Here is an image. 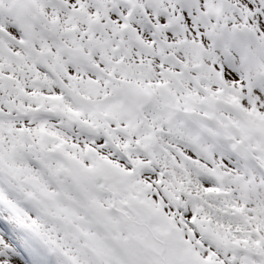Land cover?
Instances as JSON below:
<instances>
[{
	"label": "snow or ice",
	"instance_id": "obj_1",
	"mask_svg": "<svg viewBox=\"0 0 264 264\" xmlns=\"http://www.w3.org/2000/svg\"><path fill=\"white\" fill-rule=\"evenodd\" d=\"M0 264H264V0H0Z\"/></svg>",
	"mask_w": 264,
	"mask_h": 264
}]
</instances>
